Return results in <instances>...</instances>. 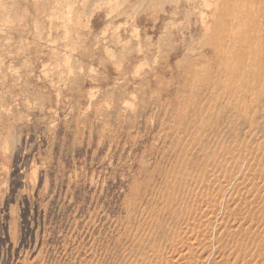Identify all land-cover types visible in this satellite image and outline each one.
Listing matches in <instances>:
<instances>
[{
	"label": "rangeland",
	"instance_id": "rangeland-1",
	"mask_svg": "<svg viewBox=\"0 0 264 264\" xmlns=\"http://www.w3.org/2000/svg\"><path fill=\"white\" fill-rule=\"evenodd\" d=\"M259 5L0 0V264H264Z\"/></svg>",
	"mask_w": 264,
	"mask_h": 264
},
{
	"label": "bare ground",
	"instance_id": "bare-ground-1",
	"mask_svg": "<svg viewBox=\"0 0 264 264\" xmlns=\"http://www.w3.org/2000/svg\"><path fill=\"white\" fill-rule=\"evenodd\" d=\"M258 1L260 2V5L258 7V11H257L256 15L251 19L250 25L247 28L246 37L244 39L245 41H237L236 40L234 43H232V48H233L232 54H236L237 51L238 52L242 51V53L241 54L239 53V55L240 56L243 55V57H244L243 53H245L247 56L246 59L244 57V59L246 61H240V62H238V65L236 64V68L241 70L244 73V74L240 75L241 77H239L241 79L240 81H242V84L240 85V88L238 87L239 88V91H238L239 96L237 97L238 98L237 101H239V99L247 101V104L244 108L246 114H251L252 111H254V113H256L257 112V111H255L256 108L262 107V110L264 108V0H258ZM245 3H246V1H245ZM253 7L254 6H252V8ZM237 48H240V49H237ZM241 62H243V63H241ZM232 86H233V84H232ZM237 86H238V84H237ZM254 86L258 87V91L256 93L253 92L254 94L252 93V95H248L250 92H249V90H248L249 93L247 92V88L248 87H254ZM244 89H245V91H244ZM248 89H250V88H248ZM235 92L236 93H234V94L237 96V91H235ZM240 92H242V93L240 94ZM248 96H250V97H248ZM235 97H233V98H235ZM253 103H254V106L252 105ZM255 117H256V115L253 116V118H255ZM263 178H262V182H263ZM209 204H210V202H209ZM263 212H264V209H263ZM247 217L248 218H246V219H249V222H251L254 219L253 216L248 215ZM247 227H249V225ZM210 238L212 239V236ZM255 240H256L255 235L253 233L247 232V234L245 235V238H244V243L247 245H248V243L253 244L255 242ZM245 249L246 248L242 244H240L238 252L243 253V252H245ZM241 255H243V254H240V256Z\"/></svg>",
	"mask_w": 264,
	"mask_h": 264
}]
</instances>
